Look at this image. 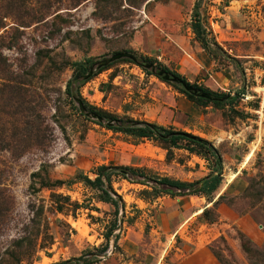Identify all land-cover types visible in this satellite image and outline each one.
Returning a JSON list of instances; mask_svg holds the SVG:
<instances>
[{"label":"rangeland","instance_id":"obj_1","mask_svg":"<svg viewBox=\"0 0 264 264\" xmlns=\"http://www.w3.org/2000/svg\"><path fill=\"white\" fill-rule=\"evenodd\" d=\"M198 1L0 0V264H159L165 254L171 264L189 246L185 237L175 241L180 230L201 237L215 264H264V0H203L225 52L216 61L191 28ZM87 59L97 62L91 73L102 69L73 85L87 102L204 138L221 166L85 116L67 89L72 62ZM138 62L230 98L245 93L225 110L197 106L178 81ZM100 166L145 173L132 183L113 177L118 215L97 192L69 183L79 174L95 179ZM215 168L223 183L213 202L193 195L196 188L143 183H194ZM58 181L66 185L54 187ZM53 194L72 205L57 211Z\"/></svg>","mask_w":264,"mask_h":264},{"label":"trees","instance_id":"obj_2","mask_svg":"<svg viewBox=\"0 0 264 264\" xmlns=\"http://www.w3.org/2000/svg\"><path fill=\"white\" fill-rule=\"evenodd\" d=\"M203 0H199L193 10V22L191 28L193 33L196 36V41L201 45L202 49L211 55L212 60H218V52H224V49L220 46L218 41L212 37L213 32L208 27V20L206 14L202 11ZM225 53V52H224ZM147 60V59H146ZM150 65L152 64L151 60H147ZM144 69L147 67L144 63L138 62ZM93 59H87L82 62H72L71 68L73 71V77L68 83L67 93L72 99V103L75 105L79 103L78 109L85 116L93 115L99 120V125H102L106 129L114 132L121 133L126 136L133 138L136 141L139 140H153L159 142L166 147L174 148H184L190 153L197 154L203 157L205 160L214 164V167H220L222 158L218 149L208 140L201 138L199 136L179 131L174 128H167L156 123L135 120L129 117H122L119 115L111 114L104 110H101L89 102H87L80 94V91L74 89V83L86 82L88 79H91L97 73H101L102 69L98 70L95 73H91L92 67L96 65ZM146 71L148 69L146 68ZM153 71V70H152ZM159 72H163L164 75L169 76L170 78H164ZM148 73L156 75L158 78L163 79L164 82H169L171 80L178 81L182 86L174 84L176 87H179L182 91V94L186 98L193 102L197 106L205 107L211 106L220 110H225L228 106L232 104H237L239 102V97L244 94V91L237 92L233 98H230L228 94L215 92L209 88H206L197 83L190 84L186 78L182 77L180 74L171 71L166 66H158L156 71ZM171 79V80H170ZM238 115L241 118H248L249 115L238 112ZM142 175L145 176V173L140 169L129 167V166H100L96 172V178L91 179L90 177L79 174L75 180H72L71 183H82L88 189L97 192V199L107 204H111L116 208V214L120 212V203L122 202L121 196H119L112 187L113 177H119L129 182H134L135 177ZM145 185L156 184L166 188H172L176 190H190L191 188H196L193 190V195L203 196L209 199L210 202H213L211 197L218 191L223 183L222 171L219 168L215 170L204 178L194 183H187L180 180H173L168 177H155L149 178ZM66 185V182L58 181L54 184V187H61ZM154 192L157 194L166 193L163 190L158 188L154 189ZM175 197V196H174ZM53 198L56 199L55 203L57 205V211L63 212L68 207H70L71 199L65 198L63 196L53 194ZM123 203V202H122ZM208 214V210L204 211V216ZM112 231L106 233L105 237L109 240L112 235ZM118 237H116L117 239ZM90 262L89 264H93ZM64 264H69V262H64Z\"/></svg>","mask_w":264,"mask_h":264},{"label":"crops","instance_id":"obj_3","mask_svg":"<svg viewBox=\"0 0 264 264\" xmlns=\"http://www.w3.org/2000/svg\"><path fill=\"white\" fill-rule=\"evenodd\" d=\"M202 65L203 67H206L205 64ZM195 215L198 214L195 213ZM178 237H181L182 239L185 237V240L188 241L189 246H184L183 249L178 247L176 257L173 259L171 264H215V261L207 247L201 244V237L194 239L192 236L185 235L183 232H181V230L177 231V233L174 235L175 241ZM165 257L166 254L160 258L159 264H164Z\"/></svg>","mask_w":264,"mask_h":264},{"label":"bare ground","instance_id":"obj_4","mask_svg":"<svg viewBox=\"0 0 264 264\" xmlns=\"http://www.w3.org/2000/svg\"><path fill=\"white\" fill-rule=\"evenodd\" d=\"M202 212V210H199L198 212H197V214H199V213H201Z\"/></svg>","mask_w":264,"mask_h":264}]
</instances>
